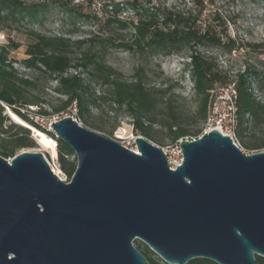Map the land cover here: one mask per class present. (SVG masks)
I'll return each instance as SVG.
<instances>
[{
  "label": "water",
  "instance_id": "95a60500",
  "mask_svg": "<svg viewBox=\"0 0 264 264\" xmlns=\"http://www.w3.org/2000/svg\"><path fill=\"white\" fill-rule=\"evenodd\" d=\"M50 130L72 149L65 182L43 155L0 157V264H166L264 258V152L244 154L211 129L181 140L183 161L135 138L137 153L71 116Z\"/></svg>",
  "mask_w": 264,
  "mask_h": 264
},
{
  "label": "trees",
  "instance_id": "16d2710c",
  "mask_svg": "<svg viewBox=\"0 0 264 264\" xmlns=\"http://www.w3.org/2000/svg\"><path fill=\"white\" fill-rule=\"evenodd\" d=\"M137 0L126 1L133 11H137ZM46 3L41 0H0V30L15 27L20 21L35 20L45 10ZM113 13L106 19L107 26L127 30V39L118 43L131 55L142 61L145 57L154 55L169 56L188 50V63L183 69L182 78L191 83V91L197 108L191 123H204L207 115V105L210 90L216 85L229 82L217 64L206 57L201 49L211 47H228L231 52L234 46L229 40L223 42L222 35L210 27H202L201 12L194 15H184L173 9L151 5L145 13L133 19L120 18L121 9L114 4ZM95 18V17H94ZM31 42L27 44L26 58L21 61L26 69L37 71L56 82L54 93L62 99H57L51 105V111L59 116L75 104L79 123L95 129L98 125L91 122L92 111H102V105H112L117 110H123L131 119V126L136 134L151 141H158V132L153 125H158L164 136L171 142L196 139L202 129H189L181 121V113L175 102L174 89L178 83L165 88L149 86L145 82L146 69L139 65L134 73V79L125 80L121 73L107 65L106 55L101 50L92 47L82 49L83 42L71 43L62 37H47L36 32H30ZM91 39L90 42H94ZM20 45L9 43L0 47V157L11 159L18 151L34 148L30 129L9 119L5 110H9L21 121L34 128L46 137L54 134L34 122V117L51 118V114L38 109L41 103L38 95H31L34 81L22 77L13 67L9 54ZM80 49L79 56L73 61L69 50L72 47ZM73 69L74 73H69ZM237 90V130L236 136L242 139L249 125L264 123V102L255 95L264 94V69L249 70L235 77ZM98 84L104 88L98 95L91 88ZM163 106V107H162ZM29 107H35L31 111ZM252 149L264 147V137L258 138L250 145ZM57 160L60 169L68 179L76 168L74 152L61 140H57ZM135 248L146 258L149 264H166L160 259H153L154 253L146 245L135 240ZM257 264H264V258L255 256ZM187 264H216L206 259H194Z\"/></svg>",
  "mask_w": 264,
  "mask_h": 264
},
{
  "label": "rangeland",
  "instance_id": "374dc122",
  "mask_svg": "<svg viewBox=\"0 0 264 264\" xmlns=\"http://www.w3.org/2000/svg\"><path fill=\"white\" fill-rule=\"evenodd\" d=\"M46 3L45 10L37 16L35 20L20 21L15 27L0 30V47L9 43L20 45L18 49L11 51L9 58L13 61V67L24 78L34 81V90L31 95H38L41 103L38 109L48 111L51 117H55L51 111V105L57 103V99L64 100L54 93L56 82L46 75L34 70L26 69L21 61L26 58L25 51L27 44L31 42L30 32H36L47 37H62L71 43L83 42L82 49L92 47L94 50H101L106 55V63L119 73L125 80L134 79L136 68L142 64L146 69L145 82L149 86L165 88L174 83H178L173 93L178 111L181 113V121L189 129L199 127L205 129L202 123H191L197 103L191 91V83L182 78L185 64L188 63V50L169 56L154 55L145 57L140 61L138 57L131 55L124 48L118 47V43L129 36L127 30L116 26H107L106 19L113 13V5H119L121 9L120 18L133 19L145 13L151 5H158L167 9H173L184 15H194L201 12L200 23L202 27H210L222 35L223 42L228 45L231 40L234 46L231 52L228 47L202 48V53L213 60L219 69L229 78V82H234L238 74H242L247 69L261 71L264 69V0H137V11H133L126 1L130 0H41ZM95 17V18H94ZM95 39L94 42H90ZM70 57L75 61L79 56L80 49L72 47ZM71 69L69 73H74ZM91 88L98 95L104 88L98 84H91ZM257 98L264 102V94L255 90ZM163 107V106H162ZM9 110H5L6 116L10 118ZM74 115L73 109H67L59 114V117ZM35 119V117L33 116ZM52 119V118H51ZM12 120V119H11ZM13 121V120H12ZM38 121V120H37ZM15 122V121H13ZM92 123L98 125L100 129L92 128L80 123L85 128L94 131L104 137L117 141L122 146L132 147L133 140L139 135L131 126V119L123 110H117L114 105H102V111H92ZM17 123V122H15ZM41 126L44 123L38 121ZM19 124V123H17ZM21 125V124H19ZM22 127H26L21 125ZM29 130V128L27 127ZM153 129L158 132L157 140L151 141L162 151L174 145L165 136L158 125H153ZM34 140L35 147L23 149L22 151L35 152L43 155L54 173L65 182L70 179L62 172L56 156L49 150L42 147L32 130H29ZM239 149L247 155L264 152V147L252 149L251 144L258 138L264 137V123L249 125L245 136L240 139L235 136ZM49 139V137H48ZM187 140H192L189 137ZM57 152V151H56ZM74 156L69 161H74ZM141 242V241H139ZM142 243V242H141ZM153 259H160L154 254ZM161 260V259H160ZM162 261V260H161Z\"/></svg>",
  "mask_w": 264,
  "mask_h": 264
},
{
  "label": "built area",
  "instance_id": "2783aa9c",
  "mask_svg": "<svg viewBox=\"0 0 264 264\" xmlns=\"http://www.w3.org/2000/svg\"><path fill=\"white\" fill-rule=\"evenodd\" d=\"M236 101L237 90L235 83L231 82L223 85L214 86L209 92L207 115L203 123L205 129L202 131L199 137H201L203 134L208 133V131H210L211 129H217L223 136L230 137L231 140L238 146L237 139L235 137L237 130ZM29 109L31 111H34L35 107H29ZM72 109L74 111V115H72L71 117L73 118V120H76L78 122L75 104L72 105ZM51 118L47 119L35 117L34 122H36L38 125H40L38 121L44 123V126H40L51 131L49 128L50 123L61 119V117L55 116ZM199 137H197L196 139H198ZM49 140L54 145V148L57 150L58 137L54 134V137H49ZM134 141L135 140H133V144L135 143ZM180 141L181 140L175 143L172 147L163 150L167 158L169 168L171 170H175L178 166L181 165L183 161L182 152L179 144ZM124 147L138 154L135 144L130 148L126 146Z\"/></svg>",
  "mask_w": 264,
  "mask_h": 264
},
{
  "label": "bare ground",
  "instance_id": "6f19581e",
  "mask_svg": "<svg viewBox=\"0 0 264 264\" xmlns=\"http://www.w3.org/2000/svg\"><path fill=\"white\" fill-rule=\"evenodd\" d=\"M9 116H10V118H11L13 121H15V122H17V123H19V124H21V125H24V126L30 128V129L33 131L35 137L38 139L39 144H40L42 147H44L45 149L49 150L50 153H51L53 156H56V154H57L56 149L54 148V145L50 142V140L48 139V137H46L44 134L38 132V131L35 130L34 128L30 127L29 125H27L26 123H24L23 121H21V120H20L18 117H16L14 114H12V113L9 112ZM56 175H57V174H56Z\"/></svg>",
  "mask_w": 264,
  "mask_h": 264
}]
</instances>
